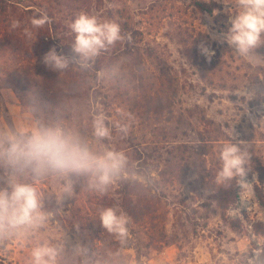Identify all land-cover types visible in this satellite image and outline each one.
Segmentation results:
<instances>
[{
	"label": "rangeland",
	"instance_id": "rangeland-1",
	"mask_svg": "<svg viewBox=\"0 0 264 264\" xmlns=\"http://www.w3.org/2000/svg\"><path fill=\"white\" fill-rule=\"evenodd\" d=\"M17 1L20 9L12 19L10 11L0 16V42L9 22L20 20L18 32L32 52L39 41L19 14L51 3ZM72 5L82 9L64 16L70 31L81 12L115 22L120 12L141 33L137 55L118 64L124 69L102 71L92 83L108 88L105 104L97 103L95 93L89 103L90 112L103 111L129 125L126 136L113 129L112 140L104 142L124 151L128 164L104 196L90 191L82 176L40 179L37 187L49 217L36 239L59 249L57 264H248L258 252L264 258V229L256 228L264 227V207L255 192L258 188L264 195V45L240 57L224 41L230 27L227 10L236 13L237 0H76ZM201 46L214 55L206 57ZM48 51L33 52V63L45 65ZM26 59L0 47V131L39 126L8 77ZM135 64L145 72V92H134L128 77L116 78ZM62 117L56 125L94 143L92 124L79 123L71 112ZM233 139L247 143L252 187L245 194L233 180L238 199L224 211L217 204L215 177L219 148ZM7 178L0 167V184ZM20 179L33 181L31 175ZM124 182L135 185L126 188ZM105 207H119L131 218L126 237L104 229L100 241L90 231L101 227L98 212ZM32 246L23 236L0 243V264H28Z\"/></svg>",
	"mask_w": 264,
	"mask_h": 264
},
{
	"label": "clouds",
	"instance_id": "clouds-1",
	"mask_svg": "<svg viewBox=\"0 0 264 264\" xmlns=\"http://www.w3.org/2000/svg\"><path fill=\"white\" fill-rule=\"evenodd\" d=\"M237 4L236 13L230 8L227 10L230 27L223 39L238 56L248 57L264 45V0H237ZM48 22L50 18L46 13L30 21L34 28H41ZM19 24L14 20L12 27L17 28ZM69 28L74 34L70 44L72 55L58 53L52 47L43 57V63L52 71L61 72L70 64L88 68L102 51L124 39L115 21H101L83 12L75 17ZM25 32L30 35L27 29ZM201 53L209 59L214 55L204 46H201ZM113 129L126 136L129 125L101 111L92 119L93 144L73 129L60 125L36 126L20 132L0 131V167L8 172V178L0 184V243L23 236L33 244L28 264H57L59 249L48 241L36 239L49 217L37 184L49 175L82 176L87 179L90 191L106 195L125 175L128 164L124 151L104 143L112 140ZM233 141H226L219 148L220 168L215 182L228 186L235 180L247 194L252 187L247 179L251 157L246 142ZM27 175L33 177L32 182L20 179ZM98 217L100 226L108 233L120 238L129 234L131 218L119 207L102 208ZM248 264H264V258L258 252Z\"/></svg>",
	"mask_w": 264,
	"mask_h": 264
},
{
	"label": "trees",
	"instance_id": "trees-1",
	"mask_svg": "<svg viewBox=\"0 0 264 264\" xmlns=\"http://www.w3.org/2000/svg\"><path fill=\"white\" fill-rule=\"evenodd\" d=\"M75 1L50 0L51 7L47 3L49 8L46 6L39 11L28 9L19 14L24 19L22 23H26L31 28L30 21L33 17L39 18L41 14L46 13L50 18V22L43 27L34 28L33 31L36 33V39H38L39 44L33 46L32 52L30 48H27L26 37L23 38L19 34V27H12V21L9 22V30L0 42V47L3 51H8L12 55H23L24 58H27L26 61H19L17 67L10 70L8 77L10 78L11 87L18 94L20 101L31 106L39 126L51 123L59 124L63 120V114H68V112L73 113L79 123L92 124L94 112L97 114L98 111L90 112L91 93H95L94 98L98 100V104L102 105L105 104L104 100L107 95L110 96L106 92L108 90L106 86L100 85V88L96 89L92 83L99 80V74L102 71L107 72L109 68L115 69V67L119 66L118 64L122 58L134 57L137 55V50H139L137 49V35L141 36V33H137V29L131 27L132 22L129 16L125 17L124 14L118 12L114 16L117 18L116 23L120 25L121 35L124 39L116 42L108 50L102 51L91 62L90 67L81 68L78 64H74L73 67H68L61 72H55L46 67V65L37 66L34 64L33 52L41 54L52 47H55L58 53L72 55L70 44L74 40V34L64 24L65 20H67L64 19V16L73 10L77 11V13L81 11L82 7L72 5ZM17 5H20L17 0H0V16L6 15L10 11L9 19H12V13L17 14L18 9H20ZM107 19H112V16L107 17ZM18 21L20 22V20ZM139 41L142 44V39H139ZM40 46L41 48H39ZM119 67L124 69L122 65ZM133 67L127 73L119 72L116 78L119 77L124 80L128 77L131 80L130 84H135L132 87L134 92H145L148 90L147 85L144 84V81H146L145 72L142 68L137 67V64L133 65ZM137 79L140 82L138 87ZM60 126L65 127L63 125ZM124 183L126 188L135 185L129 182ZM234 184L235 182L231 181L228 186L220 185L217 188V204L221 210H228L237 201V191ZM255 192L264 207V195L258 188ZM259 226L264 229L263 225H257L256 228ZM90 231L97 234L96 238L98 239L102 233H105L102 227L92 226ZM99 240L102 241L101 239Z\"/></svg>",
	"mask_w": 264,
	"mask_h": 264
}]
</instances>
